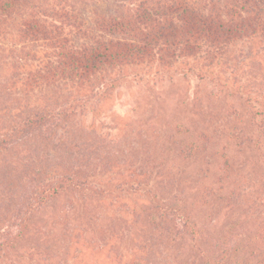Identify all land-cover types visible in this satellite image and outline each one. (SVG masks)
<instances>
[{
    "label": "trees",
    "instance_id": "1",
    "mask_svg": "<svg viewBox=\"0 0 264 264\" xmlns=\"http://www.w3.org/2000/svg\"><path fill=\"white\" fill-rule=\"evenodd\" d=\"M50 9L43 0H0V36L16 23L21 39L40 41L46 48L27 77L30 85L71 82L83 89L113 69L154 61L166 66L256 29L264 32V0H237L234 10L205 11L188 0H131L121 11L97 13L90 21L65 5L52 8L65 24L42 19ZM72 102L28 105L0 130V178L16 222L5 243L0 241V264L5 248H13L16 240L35 264H50L51 258L71 252L77 264L82 247L114 246L117 264H157L149 259L148 231L165 232L170 241L171 232L189 238L201 264H264V126L250 111L240 119L231 109L237 133L227 134L236 139L238 152L247 150L249 170L238 172L225 150L214 152L221 158L218 186L202 187L206 198L229 206L228 233L233 235L239 222L243 231L232 243L204 244L186 194L168 190L183 177H172L163 168L166 158L123 164L116 151L103 149L106 137L96 132L93 117L87 119L95 107ZM61 198L65 201L58 208ZM92 202L101 207H90ZM248 221L254 222L252 232L245 229Z\"/></svg>",
    "mask_w": 264,
    "mask_h": 264
},
{
    "label": "rangeland",
    "instance_id": "2",
    "mask_svg": "<svg viewBox=\"0 0 264 264\" xmlns=\"http://www.w3.org/2000/svg\"><path fill=\"white\" fill-rule=\"evenodd\" d=\"M130 1L43 0V3L51 9L65 5L81 20L90 21L97 13L119 12ZM188 1L204 11L211 8L234 10L237 6V0ZM51 9L43 11L41 18L50 24L68 23L60 20ZM16 29L17 25L13 23L0 36V130L28 105L70 103L73 99L72 103H87L95 107L87 119L93 117L96 132L106 137L105 151H116L123 164L136 158L165 157L163 168H169L172 177H183L168 190L171 193L182 190L186 194L192 217L202 229L199 239L204 244L213 240L234 242L235 234L243 231L241 222L236 232L233 230V235L229 234V206L223 200L206 198L202 187L216 189L218 186L216 177L221 158L214 152L220 154L225 150L233 158V166L238 172L248 171L251 165L247 150L238 152L236 139L227 136L231 131L237 133L233 129L236 119L228 112L236 109V116L243 119L250 111L264 126V110L261 111L264 109L263 31L256 29L222 47L181 56L166 66L154 61L128 65L122 70L113 69L105 72L104 80L97 75L80 89L71 82L59 86L30 85L27 77L35 70L46 48L40 41L21 39ZM243 134L248 132L244 130ZM201 145H206L205 151H199ZM177 171L181 173L177 174ZM64 201L59 199L56 206L59 208ZM6 203L4 179L0 178L2 242L16 225L15 212ZM89 206L101 207L96 202ZM244 224L246 230H255L254 222ZM164 233L147 232L146 239L151 244L147 248L150 260L157 264H201L193 241L179 238L173 232L169 234L173 236L170 241ZM20 244L16 240L13 248H5L3 264H35L34 260H28ZM80 250L81 259L75 260L77 264H117L119 261L115 246L101 250L82 247ZM142 251L143 255L147 253V250ZM71 256L72 252L69 257L60 254L49 263L63 264L62 260L66 259L65 264H73Z\"/></svg>",
    "mask_w": 264,
    "mask_h": 264
}]
</instances>
